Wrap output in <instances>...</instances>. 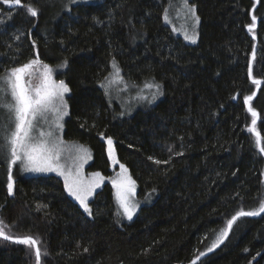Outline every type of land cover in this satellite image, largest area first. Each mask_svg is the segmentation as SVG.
Wrapping results in <instances>:
<instances>
[{
  "label": "trees",
  "instance_id": "1",
  "mask_svg": "<svg viewBox=\"0 0 264 264\" xmlns=\"http://www.w3.org/2000/svg\"><path fill=\"white\" fill-rule=\"evenodd\" d=\"M170 1L0 2V75L37 54L53 66L67 60L59 74L70 88L65 137L90 145L88 169L105 177L89 215L61 177L23 175L16 164L9 194V159L0 160V220L14 236L40 238L49 253L42 264H191L201 251L197 264H264V213L239 218L207 251L227 219L264 200V154L256 145V133L264 145V0H190L201 21L196 44L166 24ZM113 59L126 80L162 85L155 105L118 115L101 87ZM249 107L257 112L255 132ZM109 136L138 198L151 199L131 221L118 215ZM0 264H35L34 250L0 238Z\"/></svg>",
  "mask_w": 264,
  "mask_h": 264
},
{
  "label": "snow or ice",
  "instance_id": "2",
  "mask_svg": "<svg viewBox=\"0 0 264 264\" xmlns=\"http://www.w3.org/2000/svg\"><path fill=\"white\" fill-rule=\"evenodd\" d=\"M6 6H20L22 0H0ZM75 3L76 0H71ZM186 14L191 20V34L188 27L182 26L181 29L173 28V31H182L185 40L193 43L196 41V25L199 23V16L196 14L195 5H191L189 0H183ZM27 12L32 16L38 15V9L31 3L23 5ZM255 22L256 17H252ZM164 20L169 21L168 9H165ZM249 30L254 27V23L249 25ZM19 39V36L16 37ZM33 41V46H35ZM254 56V52H253ZM67 66V60H64L56 67L63 69ZM113 71L104 78L101 83L106 93L112 85H123L125 89L129 86L138 87L134 82H129L120 74V68L115 59L112 61ZM252 66L249 65V76L252 75ZM35 81V82H34ZM0 110H3L4 119L0 120V133L3 134V144H0V152H6L10 155L8 192L13 193L14 181L12 176V165L20 162L24 171L34 173L56 172L64 177V186L68 194L79 201L84 212L92 215V209L89 206V197L94 190L100 187L105 177L100 172H93L88 178H85L81 169L83 162L88 158V149L84 146L73 145L71 148L63 141L56 130L62 128L60 121L68 115L65 93L70 91L68 84L63 80L54 78V69L49 64L44 63L39 54L35 58H30L20 66L6 69L4 75H0ZM253 84L260 85L261 81L254 79ZM143 89H155L150 93V98L142 94ZM163 95L162 86L159 83L146 81L138 99L148 100L149 103L155 101L158 96ZM244 97V103L247 105L252 101L253 96ZM248 111L252 115L250 132H255L257 124V112L249 107ZM47 125V130L43 129ZM103 137V133L100 134ZM256 145L259 152L264 154V145L261 143L260 134L256 133ZM107 152L113 164H119L120 172L117 177L112 179V185L116 189L115 199L118 204V215H123L128 220H132L137 212L139 202L134 199L136 181L129 174L128 168L115 156L114 141L111 136L106 138ZM171 151V149H169ZM183 153H176L182 155ZM149 159H153L149 157ZM64 160L65 163H61ZM71 161V166L67 161ZM160 164L161 161L156 160ZM164 163H167L165 161ZM155 191V189H153ZM122 210V211H121ZM264 213V200L257 208L245 211L243 208L235 212L230 219H227L226 226L222 228L207 251L211 252L228 238L229 232L233 230V225L241 217H255ZM0 238L11 240L15 243L23 244L34 250L35 264H42V258L49 255L46 248L41 247L39 237L32 235H12L10 226L0 220ZM84 251H87L85 248ZM247 251V249H245ZM206 255L205 252H199L191 264H197V261Z\"/></svg>",
  "mask_w": 264,
  "mask_h": 264
},
{
  "label": "rangeland",
  "instance_id": "3",
  "mask_svg": "<svg viewBox=\"0 0 264 264\" xmlns=\"http://www.w3.org/2000/svg\"><path fill=\"white\" fill-rule=\"evenodd\" d=\"M98 1H102V0H76V2H84V3H93V2H98ZM189 3L191 5H194L190 0H189ZM195 8H196V6H195ZM166 9H168L169 21L168 22L165 21V22H166V24L168 26L171 27L172 31H173V28H176V29L179 30V29L182 28V26H184V27H188L189 28V32L191 34V28H190L191 20L189 19L188 15L186 14V9L184 8V5H183V0H171ZM196 14L198 15L197 8H196ZM200 27H201V21L199 20V23L196 25V28H195V31H196V34H197L195 43H193V42H191L189 40H185L182 31H173V32H174V34L176 36H179V37L183 38L186 42H188L190 44H196L199 41V39H200ZM50 66L53 67V69H54V78L56 80H60L59 74L61 72V69H59V68H57L56 66H53V65H50ZM112 71H113V68H112ZM120 74L123 76L121 69H120ZM126 81H128V80H126ZM146 81L159 83L158 81L153 80V79H148ZM146 81H144L142 83H135L138 87L129 86L127 89H125L123 85H119V84L112 85V87L110 88V90L106 94H107V97L110 100V102L116 107V110H117L116 112L118 113L119 116H121V117L122 116H131L137 110H139L141 108H147V107H151V106L155 105L156 102L159 100V98H161L162 95L158 96L157 99L155 101H152L151 103H149L148 100H141V99L137 98L138 95L141 94V88H142L143 84ZM128 82H129V85H131L132 82L131 81H128ZM154 91H155V89H143L142 94L144 96H147V97L150 98V93L154 92ZM69 95H70V91L68 93H65V97H64L66 102H67V105H68V108H67L68 115L64 116L63 119L60 121V123L62 124V128H60V129H58L56 131L58 132L60 138L63 141H65L70 148L73 145H76V146L82 145V146H84V148L88 149V158L86 159L85 162H83V166H82V169H81L82 175L85 178H88L91 173L100 172V171H89V169H88L90 164L94 160V153H93L92 147L90 145H88V144H84V143L76 141V140H69V139H67L65 137V126H66L67 118H68L69 113H70ZM3 119H4V113H3V110H0V120H3ZM47 128H48L47 125H43V129L44 130H47ZM3 143H4L3 134L0 133V144H3ZM114 148H115V156L119 160L117 152H116L115 143H114ZM8 159L10 160V155H8L6 152H0V160L7 161ZM110 161H111V159H110ZM61 163H65V161L62 160ZM67 163H68L69 166H71V161L70 160L67 161ZM16 165H18V167H19L17 172H19V173H21L23 175H27V176L57 175V176L61 177L64 180V177L60 176L56 172H47V173L26 172V171H24V169H23L22 165L20 164V162H17ZM111 168L113 170L112 177H111V181H112V179L117 177V173L120 172V168H119V164H113L112 161H111ZM129 174H130V171H129ZM101 175L104 176L102 173H101ZM104 183H105V179L101 183L100 187L96 188L94 190V192L92 193V195L89 197V203L94 198L95 194L103 187ZM115 192H116V189L114 188V195H115ZM137 192H138V185H137V182H136V189H135V197H134V199L139 202V207L137 209V212L134 214L133 219L137 215V213L140 210L142 204H144V203L148 204L149 202H151V199H149V198L146 199V200H143V201L140 200L138 198V193ZM72 198L75 199L74 197H72ZM77 202L79 203V201H77ZM89 206H90V204H89ZM117 207H118V204H117ZM121 216L123 217V219H125L127 221H131V220H128L123 215H121Z\"/></svg>",
  "mask_w": 264,
  "mask_h": 264
}]
</instances>
